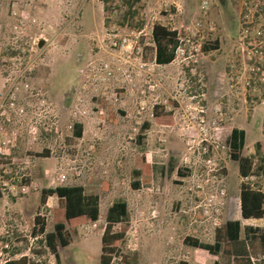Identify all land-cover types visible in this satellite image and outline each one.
<instances>
[{"label":"rangeland","instance_id":"obj_1","mask_svg":"<svg viewBox=\"0 0 264 264\" xmlns=\"http://www.w3.org/2000/svg\"><path fill=\"white\" fill-rule=\"evenodd\" d=\"M113 1L0 0V98L15 81L22 86L17 107L23 108L20 112L0 108L1 243L9 244L11 259L27 256L31 264H100L105 213L114 200L121 199L128 214L112 225V231H123L124 236L118 246L121 255L112 254L110 264H177L180 260L213 264L214 259L228 264L223 254L213 256L187 246L183 238L190 235L213 242L216 228L240 219L239 184L245 179L238 161L230 158V129L246 132L242 156L251 155L256 162L262 157L264 83L249 80L247 84L246 65L236 49L235 2L139 0L130 22L123 20L126 6L119 0L117 12L106 18ZM135 22L142 24L138 27ZM154 23L176 30L184 49L171 65L150 66L157 87L148 89L139 74L135 91L117 101L89 99L90 94L83 102L73 101L71 90L81 77L80 65L92 62L95 67L112 61L127 67L122 59L112 60L113 55L99 48L108 29L122 36L144 28L140 43L145 61L151 62L154 45L149 31ZM209 23L214 24L213 31ZM39 40L44 41L41 47ZM214 40L217 49L203 51L202 46ZM228 75L234 76L233 88ZM24 84L32 92L41 90L43 106L29 96ZM142 88L145 94L140 93ZM156 105L157 117L153 115ZM74 110L84 113L74 116ZM144 122L149 125L142 129ZM73 123L81 124L80 137L73 133ZM142 156L153 165L152 173L147 183L134 188L132 169ZM177 168L186 176L178 177ZM102 181L108 184L107 192L101 190ZM249 182L263 187L264 173L250 175ZM72 184L100 196V214L94 222L66 226L70 243L59 248L56 261L43 235H33V218L42 215L46 231H51L58 201L48 197L39 208L40 189ZM220 189L224 195L221 214L216 216L208 199L219 196Z\"/></svg>","mask_w":264,"mask_h":264},{"label":"trees","instance_id":"obj_2","mask_svg":"<svg viewBox=\"0 0 264 264\" xmlns=\"http://www.w3.org/2000/svg\"><path fill=\"white\" fill-rule=\"evenodd\" d=\"M126 6L123 20L129 19L133 22L136 10L133 9L139 0H119ZM138 27L141 22H135ZM152 39L155 44V61L158 64H168L174 60L175 51L178 46L177 31L159 23H154L151 30ZM218 41L202 46L203 51L217 49ZM158 106L153 107V115L157 117ZM114 121L112 116L108 118ZM148 122H144L142 129L147 128ZM82 126L80 123H73V133L80 137ZM143 136L137 135L140 142ZM245 133L243 129L231 128L227 137L230 147V158L238 161V169L241 177L250 175L258 176L264 173V144L261 146L262 157L259 162L254 161L253 156H242L241 149L244 144ZM260 148V144L258 145ZM48 153V151H45ZM153 165L147 162L142 156L138 159L136 166L132 169L134 179L131 185L138 188L140 183H147L151 176ZM178 177L186 176L181 168H177ZM140 178V179H139ZM101 190L108 191V184L101 182ZM55 196L58 206L52 210L53 229L46 231L45 219L39 213L33 218L32 233L34 236L43 235L45 246L56 261H59V248L69 245L70 238L66 226L75 227L85 222H94L100 214V196L95 193H86L83 185H57L54 187H42L39 194V208L46 205L48 197ZM239 208L240 215L244 219H264V192L257 185L242 181L239 184ZM128 214L127 204L124 200H114L105 213L106 224L104 226L100 242V264H110L112 254H120L119 242L124 236L123 231H112V225L123 221ZM187 246L207 251L209 254L218 256L220 253L227 257L228 264H264V227L244 226L241 229L239 220H227L222 227L216 228L213 242L202 241L196 237L187 235L183 238ZM4 264H31V259L21 256L16 259H9ZM177 264H189L180 260ZM213 264H223L214 260Z\"/></svg>","mask_w":264,"mask_h":264},{"label":"built area","instance_id":"obj_3","mask_svg":"<svg viewBox=\"0 0 264 264\" xmlns=\"http://www.w3.org/2000/svg\"><path fill=\"white\" fill-rule=\"evenodd\" d=\"M118 0L112 2L109 10V15L106 18H110L111 14H115L117 9L115 4ZM237 7V22H238V35L236 37V49L239 50L244 64L246 65L247 71V84L249 80H257V82L264 83V0H234ZM153 26V25H152ZM209 30H214L215 26L213 23L208 24ZM144 28L137 30H131L129 34L118 35L114 29H108L106 33V41H100L99 48L108 53L110 56L113 55V59H122L123 63L127 67H120L114 65L112 61H101L95 65L92 62H88L85 66L78 67L77 71L81 76L79 82L72 87L71 93L73 101L83 102L90 94V98L93 96L99 97L102 100H115L117 101L120 96L132 94L138 84L139 74L144 75L143 82L147 84L148 89H154L158 86V80L154 78V74L150 71V66H156L158 63L155 61V44L152 39L151 30L149 36L151 44L154 45V56L151 62L145 61V48L144 44L140 43V36L143 33ZM174 30V29H172ZM178 46L175 51L174 60L178 57V54H183L184 49L181 46V39L177 33ZM132 60V61H131ZM30 62H28L29 66ZM149 66V67H148ZM26 69V68H25ZM24 69V70H25ZM30 69V67H28ZM153 70V69H152ZM25 72V71H24ZM119 73L120 78L116 77ZM230 74V73H229ZM19 83L12 81L8 84V87L4 95L0 98V108L8 107L10 109H17L19 112L23 108L17 107L19 99L20 87ZM141 85V87L144 86ZM228 85L233 88L235 85L234 76L228 75ZM27 84L23 85L24 90L28 89L29 96H34L35 99H39L40 104L43 106L44 99L40 89H36L32 92V89ZM141 94H145V89H140ZM40 97V98H39ZM264 99V95H263ZM32 104V105H31ZM34 100L29 101V105L34 106ZM35 110L34 108L32 111ZM83 111L74 110L72 114L74 116L83 114ZM45 118L49 119L44 115ZM51 125L54 121L49 122ZM43 129H47V126L42 122ZM50 125V126H51ZM206 141L207 138H204ZM4 144V142H1ZM212 147L217 148V144L214 141H209ZM246 182H249L250 176L244 178ZM219 196L210 195L208 202L209 205L213 206V214L219 216L221 214L222 198L224 192L222 189L219 191ZM217 217L214 218V221ZM1 237V231H0ZM9 256V244L7 242L1 243L0 240V260L4 263L8 261Z\"/></svg>","mask_w":264,"mask_h":264},{"label":"crops","instance_id":"obj_4","mask_svg":"<svg viewBox=\"0 0 264 264\" xmlns=\"http://www.w3.org/2000/svg\"><path fill=\"white\" fill-rule=\"evenodd\" d=\"M101 14H102V22H103V14H104V8L103 7H101ZM173 63V61L172 62H170V63H168V64H158V65H161V66H168V65H171ZM224 94L227 96V99L228 98H230V95L227 93V91L225 90L224 91ZM235 128H239V127H235ZM239 129H242V128H239ZM231 130V129H230ZM244 130V129H243ZM244 133L246 134V132H245V130H244ZM244 143H245V138H244ZM244 145V144H243ZM258 145H259V143H258ZM257 145V146H258ZM242 149H243V147H242ZM242 149H241V152H242ZM257 149H259L258 147H257ZM262 154V153H261ZM248 156H251V155H248ZM259 160V159H258ZM257 187L262 191V192H264V186L263 187H259L258 185H257ZM238 195H239V193H238ZM238 199H239V197H238ZM239 215H240V208H239ZM230 220H239L240 221V224H241V229L243 230V227L244 226H256V227H264V219H262V218H249V219H244V218H242L241 217V215H240V219L238 218V219H230ZM242 220L243 221H247V220H253V221H255V222H257V223H242ZM214 256V255H213ZM214 260H217V259H214ZM224 264V263H223Z\"/></svg>","mask_w":264,"mask_h":264},{"label":"water","instance_id":"obj_5","mask_svg":"<svg viewBox=\"0 0 264 264\" xmlns=\"http://www.w3.org/2000/svg\"><path fill=\"white\" fill-rule=\"evenodd\" d=\"M223 2V0H220ZM44 41L43 40H39L38 43H37V46L38 47H41L43 45Z\"/></svg>","mask_w":264,"mask_h":264}]
</instances>
